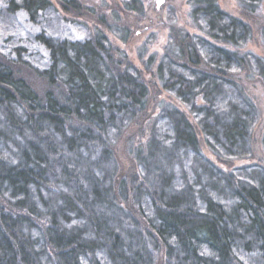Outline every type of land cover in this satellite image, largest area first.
<instances>
[{
  "label": "trees",
  "instance_id": "obj_1",
  "mask_svg": "<svg viewBox=\"0 0 264 264\" xmlns=\"http://www.w3.org/2000/svg\"><path fill=\"white\" fill-rule=\"evenodd\" d=\"M238 2L133 61L140 0L0 1V264H264V0Z\"/></svg>",
  "mask_w": 264,
  "mask_h": 264
},
{
  "label": "rangeland",
  "instance_id": "obj_2",
  "mask_svg": "<svg viewBox=\"0 0 264 264\" xmlns=\"http://www.w3.org/2000/svg\"><path fill=\"white\" fill-rule=\"evenodd\" d=\"M1 1V0H0ZM142 2L143 11L133 12L123 15L124 22L127 23L129 29L133 33L132 37L123 44L125 49L132 57L131 60L136 61L139 49L143 46L147 48L148 54L163 53V47L166 45L169 37V32L172 25L182 27L187 30H192V19L190 16L191 0H164V3L157 7V0H140ZM219 4L229 14L241 16V5L238 0H218ZM88 8L100 11V7L104 5H113L118 3V0H84ZM74 16V15H73ZM79 25L77 34L83 36L84 26H89L91 30L94 28L95 19L73 17ZM256 33L255 39L250 43L252 48L264 56V43L262 42L259 33L260 25L264 26V3L261 4L259 10L252 17ZM76 30V26L73 25ZM1 31V30H0ZM1 34V33H0ZM112 38L113 35L108 32ZM245 90L254 103L258 106L260 111V121L254 134V149L256 158L264 160V147L261 141L264 132V83L261 81H247L245 82ZM132 131H129L131 133ZM118 154L121 161L125 165L130 164V160L124 152V140L119 144Z\"/></svg>",
  "mask_w": 264,
  "mask_h": 264
},
{
  "label": "water",
  "instance_id": "obj_3",
  "mask_svg": "<svg viewBox=\"0 0 264 264\" xmlns=\"http://www.w3.org/2000/svg\"><path fill=\"white\" fill-rule=\"evenodd\" d=\"M164 3V0H157V7H160Z\"/></svg>",
  "mask_w": 264,
  "mask_h": 264
}]
</instances>
